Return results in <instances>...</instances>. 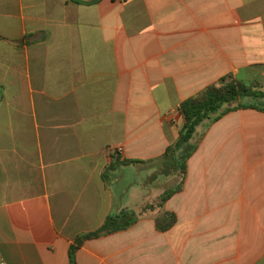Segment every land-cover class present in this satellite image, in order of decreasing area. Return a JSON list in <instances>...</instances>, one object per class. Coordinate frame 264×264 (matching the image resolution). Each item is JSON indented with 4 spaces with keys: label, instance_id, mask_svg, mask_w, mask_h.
<instances>
[{
    "label": "crops",
    "instance_id": "1",
    "mask_svg": "<svg viewBox=\"0 0 264 264\" xmlns=\"http://www.w3.org/2000/svg\"><path fill=\"white\" fill-rule=\"evenodd\" d=\"M229 76L264 87V0H0L3 263L69 264L75 238L125 210L137 222L84 241L75 264H264V112L199 125L161 209L143 211L175 174L106 172L161 157L180 104Z\"/></svg>",
    "mask_w": 264,
    "mask_h": 264
},
{
    "label": "trees",
    "instance_id": "2",
    "mask_svg": "<svg viewBox=\"0 0 264 264\" xmlns=\"http://www.w3.org/2000/svg\"><path fill=\"white\" fill-rule=\"evenodd\" d=\"M246 98L264 99V91L257 89L255 86H246L230 76L221 80L219 85L207 86L180 104L179 111L183 118L182 126L179 128L174 142L167 146L161 157L148 161H119L116 158L106 168V172L119 166L147 164L153 167L160 166L167 169L169 174H175L179 178L177 184L166 189L158 197L157 202L148 205L145 210L161 209L173 195L179 193L183 188L187 162L197 150L202 139L201 136L194 140V133L199 125L205 122L206 128H208L223 116L238 110L253 109L264 112V106L244 103L243 99ZM137 220L138 218L134 214L125 210L109 215L99 229L75 238L68 250L69 264H75L76 252L84 241L125 231L132 227ZM175 223L176 216L170 212H163L155 219V227L160 232H166Z\"/></svg>",
    "mask_w": 264,
    "mask_h": 264
},
{
    "label": "rangeland",
    "instance_id": "3",
    "mask_svg": "<svg viewBox=\"0 0 264 264\" xmlns=\"http://www.w3.org/2000/svg\"><path fill=\"white\" fill-rule=\"evenodd\" d=\"M250 86H255L257 89H259L261 91H264V87H262L261 85H259L257 83H251ZM243 102L244 103H252V104H255L257 106H264V99H251V98H246V99H243ZM158 168H159V170L156 171V173H154V178H157L158 177V178L162 179L163 177L162 176L160 177V175H159L160 172H161V168L162 167L159 166ZM134 170H135V176L138 179L137 180V183L140 184V183L147 182V177H146V170H147V168H145L144 166H140V167L135 168ZM130 171H123V173H121L119 175L121 177V179H120V185L121 186L127 185V184L130 183V181H131L130 176H132V169ZM162 171H163V173L164 172H168V170L167 169H164V168H162ZM122 176H124V177H122ZM163 185H164V187H166V189L173 187L172 184H169V185L163 184ZM147 206L148 205L144 206L143 211L146 209Z\"/></svg>",
    "mask_w": 264,
    "mask_h": 264
},
{
    "label": "built area",
    "instance_id": "4",
    "mask_svg": "<svg viewBox=\"0 0 264 264\" xmlns=\"http://www.w3.org/2000/svg\"><path fill=\"white\" fill-rule=\"evenodd\" d=\"M0 264H4L3 261H2V259H1V257H0Z\"/></svg>",
    "mask_w": 264,
    "mask_h": 264
}]
</instances>
